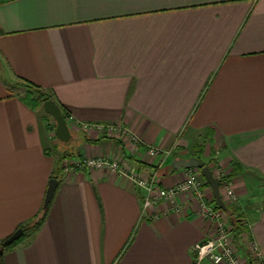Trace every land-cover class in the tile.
Masks as SVG:
<instances>
[{
  "label": "crops",
  "instance_id": "obj_1",
  "mask_svg": "<svg viewBox=\"0 0 264 264\" xmlns=\"http://www.w3.org/2000/svg\"><path fill=\"white\" fill-rule=\"evenodd\" d=\"M17 81L71 117L72 160L118 156L165 187L190 169L173 158L203 160L242 218L241 255L254 244L264 264V0H0V245L39 214L59 172L42 224L2 264H191L211 231L195 194L144 209L116 172L57 170L48 114ZM107 124L140 145L95 127ZM199 189L215 203L203 177Z\"/></svg>",
  "mask_w": 264,
  "mask_h": 264
},
{
  "label": "built area",
  "instance_id": "obj_2",
  "mask_svg": "<svg viewBox=\"0 0 264 264\" xmlns=\"http://www.w3.org/2000/svg\"><path fill=\"white\" fill-rule=\"evenodd\" d=\"M66 121L72 124L71 117H66ZM95 127L101 131L114 133L119 139H127L135 147L140 145L138 137L121 124L95 125ZM171 151V149H160L156 146L147 147V152L151 156H160L162 159ZM71 162V169H106L128 178L144 192L142 202L144 209L158 202L170 205L171 209H178V196L194 193L198 199L199 214L210 223L211 231L205 240L193 244L191 264H248L247 258L241 255L235 243L231 222L225 217L223 210L216 208L215 203L211 204L202 197L199 189L202 176L199 169L190 168L181 181L174 186L165 187L158 183L154 173L135 170L118 156H88ZM227 194L235 199L230 189ZM258 256L257 252L256 257Z\"/></svg>",
  "mask_w": 264,
  "mask_h": 264
},
{
  "label": "water",
  "instance_id": "obj_3",
  "mask_svg": "<svg viewBox=\"0 0 264 264\" xmlns=\"http://www.w3.org/2000/svg\"><path fill=\"white\" fill-rule=\"evenodd\" d=\"M42 109L45 113L50 115L55 121L54 134L55 137L60 141L67 143L71 139V132L66 122V119L61 111L59 105L52 99L44 100L41 104ZM171 165L174 169H189L197 168L200 171L201 176L208 183L212 190L213 198L215 203L223 210L226 211L227 207L220 196L219 193V179L214 177L210 167L203 162L200 158L196 156H190L188 158H173L171 160ZM57 178H50L48 181V186L44 196L42 207L46 208L53 196V193L57 187ZM23 233V228H17L11 235L5 238L0 245V254L6 246H9L14 241H16Z\"/></svg>",
  "mask_w": 264,
  "mask_h": 264
},
{
  "label": "trees",
  "instance_id": "obj_4",
  "mask_svg": "<svg viewBox=\"0 0 264 264\" xmlns=\"http://www.w3.org/2000/svg\"><path fill=\"white\" fill-rule=\"evenodd\" d=\"M25 84L28 87V93H29L28 95L31 96L32 98H34V100L30 101L27 98H24L23 100L28 105H30L31 107L36 108V107H38V105H41L44 100L52 98L51 94L44 92L43 90H41L37 86L32 85V84H28V83H25ZM62 113L66 119V113L63 111H62ZM56 163L58 165V168H57V170H58L59 164H60V159L57 158ZM58 173L59 172L57 171L55 174L51 175V178L54 177V178L58 179V176H59ZM218 179L220 180L219 181V187H220L221 182H222V178H218ZM205 185L209 186L206 181H205ZM215 207L220 209V207L216 203H215ZM226 207H227L226 211H223V212L225 213L226 217L231 222L233 232H234L235 243H236V245L237 244L239 245V239H240L241 235H243V233L246 231V228L244 226V223L242 222V218H241L240 214L237 213L236 210L234 208H232V206L227 204ZM47 208H48V206L46 208L42 207L39 214L31 222H28L27 224L20 226L21 228H23V233L19 237V239L25 235L26 231H34V230L38 229V227L42 224V222L46 216ZM19 239H17L13 243H16ZM238 245H237V247H238ZM239 247H240V245H239ZM239 247H238V249H239ZM246 258H247L248 264H254L253 258L251 257L249 252H248V254L246 253ZM0 264H2L1 257H0Z\"/></svg>",
  "mask_w": 264,
  "mask_h": 264
},
{
  "label": "rangeland",
  "instance_id": "obj_5",
  "mask_svg": "<svg viewBox=\"0 0 264 264\" xmlns=\"http://www.w3.org/2000/svg\"><path fill=\"white\" fill-rule=\"evenodd\" d=\"M16 84L18 86L19 93L21 94V97L23 99L27 98L30 101L34 100V98H32L31 96L28 95L29 94L28 93V87L26 86V84L24 82L17 81ZM38 107H41V105H38ZM47 116H48V119L46 122L47 123L46 126H48V132H49V134H51V136L49 137V140L51 143L50 146L57 148V149H54V155L56 157H58V159H60V163H62L61 168L62 167H63V169L65 168L64 172L68 173L70 171V169L72 168V166H71L72 162L71 161H72L73 157L74 158L76 157L75 152L72 151L73 149H69L68 147L72 146L75 139H74V137H72L68 141V143L59 142L58 139L55 137V134H54L55 121L49 115H47ZM104 133L111 135V136L116 135L114 133L112 134V133H108L106 131ZM225 217H226V215H225ZM245 236H247V235H245ZM244 239L249 241L247 237H244ZM248 248H249L248 252H250L251 257H253V263L254 264H261L259 256H258V258L256 257L257 256V250L255 249V246L253 244H248Z\"/></svg>",
  "mask_w": 264,
  "mask_h": 264
}]
</instances>
